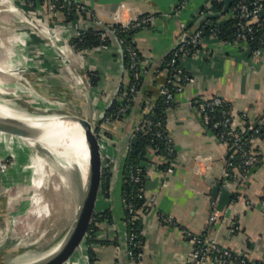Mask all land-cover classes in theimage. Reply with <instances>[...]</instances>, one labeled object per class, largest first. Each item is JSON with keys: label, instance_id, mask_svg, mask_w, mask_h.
<instances>
[{"label": "crops", "instance_id": "0c3cea01", "mask_svg": "<svg viewBox=\"0 0 264 264\" xmlns=\"http://www.w3.org/2000/svg\"><path fill=\"white\" fill-rule=\"evenodd\" d=\"M70 1L84 6L92 20L50 22L43 6L35 4L37 22L48 31L57 30L60 42L51 41L41 30L33 29L30 33L32 40L27 42L26 49H32L33 54L37 52L39 58L22 49L29 58L27 66L21 68V74L28 69L31 76L28 74L27 77H36L34 71L38 62H42L49 74L52 66L58 68L57 73L63 78L59 93L72 96L70 103L79 105L85 118H95L103 110L121 75L116 43L108 49L95 47L83 51L70 46L71 39L79 31L89 29L90 22L97 20L104 25H125L141 17H153V21L134 36L140 56L146 67L152 69L149 75H145L142 91H146L155 80L164 82L167 79V72L159 68L182 41L181 23L187 24L188 32H193L200 27L204 15L220 12L214 8L213 0H190L178 15L175 11L182 0ZM204 9L209 11L202 15ZM232 18L230 9L217 20L223 23ZM76 22L79 24L76 25ZM184 65L191 81L168 110L167 125L175 141L178 158L173 161L174 172L168 173L162 165L169 164V158L154 153L149 156L146 199L154 198L155 202L150 211L140 217L145 246L135 264H191L193 244L186 230L195 235L205 234L221 247L249 261L264 264V207L261 205L264 197V127L261 135L253 136L251 141L252 148L260 155V161L246 178L236 169L235 177L226 180L222 172L227 146L205 126L195 106L197 100L218 96L231 104L237 128L246 129L249 122L259 120L264 114V50L260 57H255L241 44L208 36L197 54L187 59ZM92 76L97 83H93ZM18 78L12 77V80L18 81ZM128 81L125 70L123 83ZM154 100H145V108L153 105ZM142 101L139 100L129 115L107 130L109 144L105 154L119 159L118 170L112 173L108 191H102L97 202L96 213L100 217L96 222L93 242L90 245L82 242L83 251L79 252V247L68 263L90 264L88 250L91 249L94 264H132L122 189L126 154L131 144L129 137L142 119ZM198 155L210 157V170L205 174H199L194 169ZM217 184H227L233 196L230 204L222 212L219 211L218 220L210 225L208 221L214 211V202L218 210L221 194L219 190L217 197L213 196ZM161 214L172 217L175 224L165 225ZM201 264L216 263L209 261Z\"/></svg>", "mask_w": 264, "mask_h": 264}, {"label": "built area", "instance_id": "2783aa9c", "mask_svg": "<svg viewBox=\"0 0 264 264\" xmlns=\"http://www.w3.org/2000/svg\"><path fill=\"white\" fill-rule=\"evenodd\" d=\"M32 4H37L38 0H32ZM49 11L52 15H57L59 10L71 11L75 8L77 11H87V9L78 5L70 0H49ZM190 0H182L178 7L176 8V15H178L181 9L187 5ZM233 18L237 20V35L234 43L241 44L248 50L249 36L254 33V25H262L264 27V17L262 16V11L264 10V0H234L232 7L230 8ZM203 15V14H202ZM153 21L152 16H145L132 20L127 24L123 25L125 29L133 28H144L147 27ZM79 23L76 22V25ZM201 24H210L206 15L203 16V21ZM90 27L98 28L97 26L104 25L103 23L95 20L90 22ZM111 29L110 25H104ZM183 30L182 41L177 44L173 50V59L171 65L174 68L173 76L168 80V84H177L174 90H171L166 84L161 87V94L164 96L165 104L167 107V124H168V110L174 105L176 96L183 92L185 86L191 81L190 76L185 70L184 62L195 56L204 44L206 39L205 32L203 28L198 27L193 32L187 31V24L181 23ZM114 31V30H113ZM81 31L77 33L80 34ZM212 35L217 37V29H212ZM107 33L102 32V38L105 40ZM260 46L257 48L253 55L255 57H260L262 51L264 50V34L259 39ZM121 43V41H120ZM110 45L102 44L99 46L101 49H108ZM131 65L130 69L133 72L134 80L138 81L142 76L147 74V67L144 61H141L138 56V51L136 48H128ZM136 85L130 87V93L134 94L136 92ZM119 109L116 114L106 116L102 125V131L98 130V137L100 141H103L106 150L109 144V138L106 137L105 131L111 127L114 123L119 121L121 117L127 112L131 107L129 105L123 106ZM195 106L199 111L203 123L205 126L211 128L212 130H221L218 139L227 146V157L224 160L222 176L226 180L233 179L234 171L238 169L243 177L246 178L248 172L260 161V155L256 152L252 146V138H248L245 135L247 130L254 132V134H259L260 130L264 127V114L256 122H249L246 129H239L234 125V119L232 116V106L230 103L223 100L221 97H213L211 99H200L195 102ZM152 106L147 107L151 109ZM218 115V116H217ZM163 123L156 122L151 117H145L140 120V122L134 128V135H153L164 141L165 145V157L171 160L168 167L165 169L168 173L174 172L173 161H176L177 147L172 136L162 129ZM108 138V140H107ZM159 148V147H157ZM106 152V151H105ZM103 153L104 164H103V176L106 173L112 175L117 168V158L111 155ZM194 169L199 174H205L210 170V157L208 156H196L194 162ZM143 167H138L136 170H132L130 173V180L132 183L138 185L136 191L130 195L122 194V201L126 209L125 225L127 227L128 233V243H129V254L131 258V263L135 264L138 261V257H141L142 252L136 253L135 250H143L145 246V232L142 227H136L137 221L140 219L141 215L150 211L152 205L155 202L154 198L146 199V174L144 175ZM123 174V182H124ZM145 180V183L144 181ZM143 182V183H142ZM136 199L145 200L143 209H138L135 203ZM261 205L264 207V197L261 200ZM162 222L165 225L175 224L172 217L165 214L160 215ZM219 218V210L216 209V202H214V211L209 218L208 224L215 223ZM186 235L190 238L193 247L190 253L191 264H201L206 262H214L216 264H257L255 262L249 261L244 256L234 253L230 249L223 248L218 245L215 241L209 239L204 235H195L189 231H185Z\"/></svg>", "mask_w": 264, "mask_h": 264}, {"label": "bare ground", "instance_id": "6f19581e", "mask_svg": "<svg viewBox=\"0 0 264 264\" xmlns=\"http://www.w3.org/2000/svg\"><path fill=\"white\" fill-rule=\"evenodd\" d=\"M0 7H4L6 11L15 15L19 20L27 16L25 11L12 0H0ZM29 24L23 25L19 22L14 25L10 23L11 26L9 27L3 26V29H7L3 32L10 35L8 37H3L4 42L0 41V72L4 76L19 77L18 81L22 80L21 68L27 66V59L29 58V56L25 55V52L23 53L21 50L25 49L27 47V42L32 40V35L30 33L33 29L41 30L51 41L60 42L57 30L48 31L43 24L37 21H33L30 26ZM14 43H19V49ZM18 81L12 80L9 81L11 83H5L0 78V92L9 93L8 90H11L13 91V95H20V93L23 92L31 93L30 88L27 89V87H24L21 83H18ZM33 95L35 98L42 99L40 96H36V94ZM54 105L56 106L55 110H47L41 107L39 109L44 113H40V111L37 112L34 110L33 107L13 106L0 98V115L29 123L23 128L13 126L11 130L15 133H11L12 136L10 137L5 132L0 131V141L11 149L12 155L14 157L17 156L15 150H18V153L19 151L25 152L26 156L24 157L27 158V164L20 174L22 177L23 175H28L25 176V180L27 186L30 188L31 195L26 199L23 208L16 214L13 220H11L12 224H19L24 215H32L39 223L46 224V221L49 222L50 220V222L55 225V221L51 218L53 215L51 199L45 189L50 187L55 192L61 190V184H65V176H69V174L75 170L78 172L81 182H84L88 169L89 155L82 131L78 125H72L62 121L61 116L50 114L52 111L68 113L71 110H69L66 104V108L60 106L61 104ZM80 116L84 117L82 114H80ZM22 129H31L34 134L31 137H26L25 134L21 137L19 134H16ZM99 149L101 152L100 144ZM56 177L60 178L61 183L57 182ZM75 186L78 188L79 184L76 185L75 183ZM76 192V201L78 202L81 189H77ZM77 207L76 212L78 209ZM49 233L47 229L44 230L43 228L40 229V227L29 226L28 223L27 231L22 233L24 234L22 242L33 237L38 240L39 245L43 244L40 248L35 249L34 253L31 255L32 258L43 255L53 247L57 240H51L47 244L44 243L47 241ZM55 235L56 236L52 239H56L59 235L58 232H55ZM79 247L81 251V245ZM13 252L15 251H12V254ZM67 261L64 262V264L68 263ZM68 264H76V261Z\"/></svg>", "mask_w": 264, "mask_h": 264}, {"label": "rangeland", "instance_id": "374dc122", "mask_svg": "<svg viewBox=\"0 0 264 264\" xmlns=\"http://www.w3.org/2000/svg\"><path fill=\"white\" fill-rule=\"evenodd\" d=\"M12 1L16 3L21 9H23L27 16H24L19 20L15 15L6 11L4 7H0V41L3 42V37H8L10 35L3 32L7 30L6 28L3 29V26L9 27L11 26L10 23L14 25L18 24L19 22L23 25L30 23V26L33 21H37V12L35 6L32 4V0ZM19 43H14L18 49ZM30 46L32 47V45H29V47ZM70 46L77 50L71 44V41ZM25 52H28L31 55H34V57L39 58L37 52L33 54L32 49L30 48H25ZM38 63V67L36 71H34L36 73V77L33 79L28 78L27 76L28 74L30 75V72L28 69H24L23 75L21 74L22 80L18 81L24 87H27V89L30 88L31 93L23 92L20 93V95H13V91L8 90L9 93L0 92V98L13 106H32L37 108L43 107L47 110H55L56 106L54 104L60 105L61 103H66V105L69 107V110L73 109L74 111H78V113L83 115L84 113L83 111L81 112L79 105L77 106V104H71L72 102L70 99L72 96L59 93V90L61 89L60 84L63 83V78H61V76L57 73L59 69L52 66L51 74H49L46 70L47 68L44 67L42 62ZM0 78L5 83H11L9 81H12V77L8 75L4 76L1 74V72ZM33 94L40 96L42 99H38L37 97L35 98ZM46 103L48 104L47 106L44 105ZM98 130L100 129H96V134L98 133ZM3 132L9 135V137L12 136L10 132ZM99 144L101 146V153L103 154L106 151V146L103 141H99ZM15 151L17 156L14 157L12 155L11 149L0 141V264H26L34 261L46 253L45 252L39 257H31L35 249L40 248L43 244L39 245L38 240L34 239L33 237H30L29 239L22 242L24 236L22 233L27 231L28 223L29 226L40 227V229H47L50 232L48 234L47 241L44 242L45 244L49 243L51 240H57L52 248L58 245V243L63 240L74 222L77 207L76 191L77 189L80 190V186L78 188L75 186V183L76 185L79 184V175L75 170L72 171L69 176H65V184H61V190L55 192L50 187L45 189L46 193L51 199V205L53 209V215L51 218L53 221H55V225H53L50 220L49 222L46 221V224L39 223V221L36 220V218L32 215H24L23 218H21V222L19 224H12L11 220H13L16 214L23 208L26 199L31 195L30 188L27 186L25 180V176L28 175H23L22 177L20 174L27 164V158L24 157L26 156L25 152L19 151L18 153V150ZM56 179L58 183H61L59 177H56ZM55 232H58L59 235L56 237V239H52L56 236ZM83 242L86 241L84 240ZM12 251L15 252L12 254ZM81 251H83L82 248Z\"/></svg>", "mask_w": 264, "mask_h": 264}, {"label": "trees", "instance_id": "16d2710c", "mask_svg": "<svg viewBox=\"0 0 264 264\" xmlns=\"http://www.w3.org/2000/svg\"><path fill=\"white\" fill-rule=\"evenodd\" d=\"M37 3H40L44 8V13L48 17L50 22H71V21H77L78 19H90V16L87 11H77L75 8H73L71 11L68 10H59L57 15H52L49 11V0H38ZM213 5L216 10L221 11L224 7V0H213ZM233 5V4H232ZM232 7V6H231ZM209 10L204 9L202 10L203 15L206 14ZM92 20V19H90ZM89 20V21H90ZM208 21L210 24H201V27L203 28L205 35L210 36L212 35V29H217V37L220 38L224 42H233L237 35V26L236 22L237 20L232 18L226 22H218V20L213 18H208ZM112 30H114L115 35L118 37L119 41H121V45L124 49L125 54V65H126V73L129 76V81L124 82L122 89L120 91L119 99L115 102L113 107L108 112L107 116L116 114L119 109L123 106L129 105L131 108L127 110V112L121 117L123 119L127 115L130 114L131 110L134 107H137L138 101L143 100L142 102V110L143 115L142 118L145 117H151L156 122L163 123L162 129L164 128V131L169 134L167 129V105L164 101V96L161 94V87L162 85L166 84L171 90H174L177 87V84L170 83L168 84V80H170L174 73V68L171 65L172 59H173V52H171L162 62L160 66V70H165L167 72V79L163 82L155 80V83H153L152 87H149L146 89V91H142L143 84L146 80V76H142L138 81L134 80L133 72L130 69L131 60L128 52V48L133 47L136 48L134 36L135 33L140 30V28H133V29H125L123 25H111ZM254 33L249 36V42H248V52L250 55H253V52L261 47L259 39L264 34V27L262 25L255 24L254 25ZM102 30L94 27H90L87 30H83L80 32L79 35L73 37L71 39V44L79 51L99 47L100 45L108 44V45H114L115 41L112 36L107 34V37L105 40L102 38ZM138 51V50H137ZM138 56L141 61H143L142 57L139 54ZM151 68H147L148 75L151 73ZM93 83L96 82V78L92 76ZM136 85V92L134 94L130 93V87L133 85ZM142 95V97H141ZM157 96V99L155 97ZM145 100H150L151 102L154 100L153 105L151 109H146L144 105ZM218 116V115H217ZM120 119V120H121ZM209 128V127H208ZM100 132L102 131V128H99ZM217 137L219 136L221 130H212L209 128ZM262 129L260 130V133L258 135H261ZM105 135L108 137V132H105ZM245 135L248 138H253V136H256L257 134H254V132H251L247 130L245 132ZM138 141L135 145L130 144L129 149L126 154L125 159V167H124V182H123V189L122 194L124 195H130L131 193H134L138 187V185L134 184L130 180V173L132 170H136L138 167H143L144 169V175L146 174V164L149 159V156L151 153L156 154L157 156H164L165 154V145L164 141L160 138H157L153 135H142L139 134ZM159 147V148H157ZM170 164V163H169ZM169 164L162 165L164 169L168 167ZM110 179L111 174L106 173L103 177V183H102V191L105 193L108 191L110 187ZM145 183V180H143ZM143 183V182H142ZM135 203L137 204L138 209H143L145 200L143 199H136ZM100 214L96 213L94 217V221L92 223V226L88 232V236L86 238V243L90 245L93 242L94 234L97 231L96 228V222ZM104 215V214H103ZM136 227H142L140 219L137 221ZM143 250H135L136 253L142 252ZM89 258H90V264H94V254L93 251L90 249L88 250ZM140 257H138L139 260Z\"/></svg>", "mask_w": 264, "mask_h": 264}, {"label": "water", "instance_id": "95a60500", "mask_svg": "<svg viewBox=\"0 0 264 264\" xmlns=\"http://www.w3.org/2000/svg\"><path fill=\"white\" fill-rule=\"evenodd\" d=\"M233 2L234 0H224L225 5L222 11L218 13L207 14L206 17L213 18L216 20L220 19L230 10ZM261 14L264 17V10ZM97 27H99V29L103 32L112 36L118 46V54L120 56L121 61L120 79L118 81L114 93L108 101V104L103 108V110L98 113L95 118L82 117L80 116V113H78V111H74L73 109H71L68 113L56 111L50 112V114L61 116L62 121L68 122L72 125H78L80 127L88 148V169L84 178V182L82 183L79 179L81 194L79 195V199L77 202L78 209L71 228L69 229L63 240L58 243V245L47 251L43 256L26 264H63L70 258V256L80 246V244L84 240L86 241L88 232L94 221L97 202L102 192L103 183V154L100 152L99 149L100 140L98 135L96 134V129L101 126L108 112L117 101L121 87L123 85V79L126 70L124 49L118 37L115 35V32L104 25ZM65 104L66 103H61L60 106L66 108ZM33 108L37 112H42L37 107ZM27 124L29 123L26 121L17 120L14 118H9L0 115V130L2 131H7L13 134L15 133L11 130L13 126L23 128ZM32 132L33 130L31 129H22L19 133L16 134H19L21 137H23L24 134L26 137H31L34 134ZM129 140L132 145H135L138 141V137L133 134L129 137ZM118 161L119 159H117V165L119 163ZM219 190H221V194L219 195L218 199V210L222 212L225 206L230 204L233 193L231 192L230 187L227 184H225L224 186L217 184L214 189V198L217 197V195L219 194Z\"/></svg>", "mask_w": 264, "mask_h": 264}]
</instances>
